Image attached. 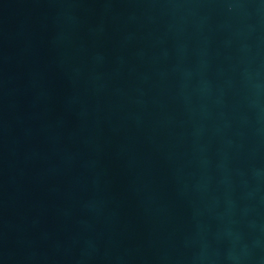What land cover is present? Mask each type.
I'll return each mask as SVG.
<instances>
[{"label": "water", "instance_id": "95a60500", "mask_svg": "<svg viewBox=\"0 0 264 264\" xmlns=\"http://www.w3.org/2000/svg\"><path fill=\"white\" fill-rule=\"evenodd\" d=\"M0 264H264V0H0Z\"/></svg>", "mask_w": 264, "mask_h": 264}]
</instances>
